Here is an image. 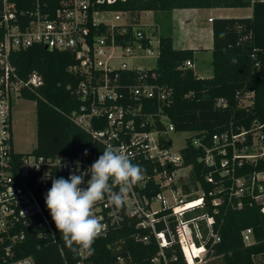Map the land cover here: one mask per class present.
Returning <instances> with one entry per match:
<instances>
[{"label":"built area","instance_id":"built-area-1","mask_svg":"<svg viewBox=\"0 0 264 264\" xmlns=\"http://www.w3.org/2000/svg\"><path fill=\"white\" fill-rule=\"evenodd\" d=\"M28 1L23 8L16 0H0V28L4 31L0 43V264H37L33 257L21 255L28 238L64 242L46 207L45 195L52 179H67L72 172L85 173L99 157H43L37 154V147L29 154L15 149L13 104L16 99L26 100L27 93L42 99L39 89L45 81L38 73L22 78L11 62V54L32 47L68 52L74 57L77 63L70 70L81 80L68 89L82 104L72 112L71 120L104 149L109 144L123 146L132 162L143 170L142 181L128 194L122 210L110 206L107 198L96 205V214L106 225L100 238L107 237L111 228L122 226L125 210L136 220V229L151 233L142 237L138 234L137 240L147 244L151 236L156 239L160 253L154 262L163 259L167 264L164 249L178 242L187 264H202L209 248L221 242L214 216L245 207L256 208L264 215V169L257 170L264 164V121L255 120L250 128L239 132L232 129L215 135L209 146L194 140V147L204 151L199 161L209 169L204 183L211 189L205 191L195 175L192 183L182 184V171L194 173V167L184 165L182 150L187 145L174 148L171 134L175 128L165 114L172 101L171 92L150 82L157 78L154 70L130 68L125 62L158 60L160 40L154 44L130 12L110 9L127 0ZM256 1L264 2L251 3ZM106 15L112 18L104 19ZM185 67L194 65L187 61ZM131 72L138 74L134 82L128 74ZM127 74L129 78L124 80ZM148 101H152L151 112L145 110ZM225 104L226 100L219 101V105ZM88 179L90 173L85 175L82 188L87 187ZM184 185L189 186L188 192ZM155 188L159 192L149 195ZM158 224H164L165 230L157 231ZM172 225L179 230L178 236ZM242 239L246 246L254 245L253 229H245ZM184 243L197 247L202 256L190 262ZM119 261L122 263V259ZM61 264L96 263L91 255L81 253L76 262Z\"/></svg>","mask_w":264,"mask_h":264},{"label":"trees","instance_id":"trees-1","mask_svg":"<svg viewBox=\"0 0 264 264\" xmlns=\"http://www.w3.org/2000/svg\"><path fill=\"white\" fill-rule=\"evenodd\" d=\"M20 7L29 5L28 0H16ZM252 16L246 18L213 19V49L211 78L198 77L193 68H186L193 61L194 51L176 49L171 37H160V56L154 70L157 78L151 83L166 87L171 92V104L165 114L176 133H191L187 147L182 150L184 165L194 167L196 180L205 191L211 186L204 183L209 172L199 160L204 155L202 148H195L194 140L209 146L213 136L251 127L255 120L264 121V2L251 0H127L111 10L130 12L138 16L143 12H171L183 9H248ZM136 21V20H135ZM132 33L129 34V36ZM4 31L0 28V43ZM146 43V42H145ZM11 62L22 78L33 73L40 74L45 85L39 89L42 99L25 94L26 100L37 105V149L43 157L70 156L91 158L102 155L104 148L89 133L78 127L70 118L79 109L81 99L69 86L76 87L80 77L70 70L77 62L68 52H50L43 47H32L11 54ZM131 82L136 81V72L128 73ZM124 75V80L128 77ZM128 77V78H129ZM226 100L224 106L219 105ZM247 100V104H244ZM152 101L145 104L151 112ZM87 151V155H85ZM260 164L257 170H263ZM189 191V186H183ZM151 192V194H150ZM149 195L159 192L151 189ZM147 193V192H146ZM125 218L120 227L111 228L107 237L98 238L91 259L96 264H165L163 259L154 262L160 248L151 236L149 243L137 240V235H151L149 230L136 229V220L123 210ZM213 222L220 233L221 242L209 254L221 258L224 264H262L257 258L264 256V215L256 208L228 210L214 216ZM173 226V225H172ZM253 229L256 243L246 246L242 239L245 229ZM165 230L164 224L157 231ZM176 236L179 230L173 226ZM40 244L41 248H37ZM26 250L21 255L33 257L37 264H61L76 262L73 253L64 242L54 243L49 239L28 238ZM63 249V254L61 253ZM190 262L199 258L202 251L184 243ZM167 264H187L180 244L164 249ZM122 259V263L119 261ZM193 264V263H192Z\"/></svg>","mask_w":264,"mask_h":264},{"label":"clouds","instance_id":"clouds-1","mask_svg":"<svg viewBox=\"0 0 264 264\" xmlns=\"http://www.w3.org/2000/svg\"><path fill=\"white\" fill-rule=\"evenodd\" d=\"M89 173L87 187L82 188ZM142 179V168L132 162L123 146L110 144L87 172L52 179L45 204L65 246L75 254L91 255L95 241L106 228L103 217L96 214V205L107 198L110 206L122 210L128 194Z\"/></svg>","mask_w":264,"mask_h":264},{"label":"rangeland","instance_id":"rangeland-1","mask_svg":"<svg viewBox=\"0 0 264 264\" xmlns=\"http://www.w3.org/2000/svg\"><path fill=\"white\" fill-rule=\"evenodd\" d=\"M159 13V12H158ZM159 16L156 12H151V14H146L145 12L141 13L138 16H133V20L135 18L136 23L140 25L141 28L149 38L152 39L154 44H158L160 37L165 36L169 37L171 34V29H177L180 26V17L177 16V12L172 13V20L169 22L171 12H163ZM163 15V17H162ZM220 13L217 11H209V13H203L198 18V26L200 28L210 27L208 24V17L219 16ZM223 17L226 18H246L252 16V10L242 9V10H231L226 11ZM104 19L112 18L111 15L103 16ZM160 20H159V19ZM125 21V19H124ZM134 22V21H132ZM172 22V28L170 23ZM211 23V22H210ZM138 27V26H137ZM171 28V29H169ZM179 30V29H177ZM210 58V57H209ZM206 56L201 57V61L204 64V72H199V74L205 78H211L213 76V72H209V67L212 65L211 59ZM126 64L130 68L136 69H148L155 70L157 68L158 60L154 59H126ZM244 104H247V100H244ZM13 121H14V142L15 149L22 154H29L33 152L37 147V114H36V103L33 101H27L24 99H16L13 108ZM171 137L174 142V148L182 149L187 145L188 140L192 137L191 133H172ZM182 179L181 183L185 182L192 183L194 181V173L189 171H182L181 173ZM209 254L204 259L202 264H224L221 258H216ZM258 263L264 264V256H260L257 258Z\"/></svg>","mask_w":264,"mask_h":264},{"label":"crops","instance_id":"crops-1","mask_svg":"<svg viewBox=\"0 0 264 264\" xmlns=\"http://www.w3.org/2000/svg\"><path fill=\"white\" fill-rule=\"evenodd\" d=\"M231 10H242V9H183V10H173L171 11V16L169 22L172 20V13L177 12V16L181 19L179 30L171 29V34L169 37L172 38L173 45L176 49H184V50H192L194 51V59L192 61L194 67L193 70L195 74L200 78H205L199 74V72H204V64L201 61V57L206 56L210 57L212 63V49H213V32H212V23L209 22L210 18L218 19V18H226L223 17L226 11ZM247 10H252V8H248ZM209 11H217L220 13L219 16H210L207 21L210 27L200 28L198 26V18L203 13H209ZM155 13V12H154ZM148 14H151L149 12ZM159 16L163 14V12L157 13ZM163 17V15H162ZM159 19V18H158ZM160 20V19H159ZM209 72H213V66L209 67Z\"/></svg>","mask_w":264,"mask_h":264}]
</instances>
